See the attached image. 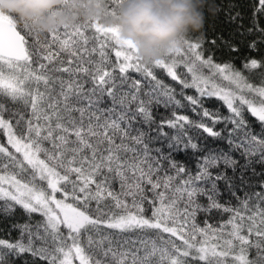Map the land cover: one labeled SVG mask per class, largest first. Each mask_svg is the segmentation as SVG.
<instances>
[{"label":"snow or ice","instance_id":"1","mask_svg":"<svg viewBox=\"0 0 264 264\" xmlns=\"http://www.w3.org/2000/svg\"><path fill=\"white\" fill-rule=\"evenodd\" d=\"M215 8L231 38L206 13L150 63L116 28L0 13V264H264V0Z\"/></svg>","mask_w":264,"mask_h":264},{"label":"clouds","instance_id":"2","mask_svg":"<svg viewBox=\"0 0 264 264\" xmlns=\"http://www.w3.org/2000/svg\"><path fill=\"white\" fill-rule=\"evenodd\" d=\"M99 0H0V13L28 24L41 37L102 15ZM214 0H120L106 27L135 46L145 63L161 58L172 45L190 34L202 33L205 14H214Z\"/></svg>","mask_w":264,"mask_h":264},{"label":"trees","instance_id":"3","mask_svg":"<svg viewBox=\"0 0 264 264\" xmlns=\"http://www.w3.org/2000/svg\"><path fill=\"white\" fill-rule=\"evenodd\" d=\"M108 3H109V0H99L97 7L98 8L102 7V15L97 16L95 19L90 20V21L77 22V23H80V24L98 23L102 28H105V29L114 28V27H106L105 26V20L109 17L115 16V13L113 14L112 12H110L108 10ZM214 3H216L218 5H222L225 10L227 8H229L233 3L238 4V5H240V10L244 11L246 16H250L251 15V7L254 3V0H214ZM219 11H220V8H216L214 14L208 15V20H207V24H206L208 37L209 38H213V37L216 38L218 43L220 42V34L221 33L226 38L232 37V29L227 23H225V19H226L225 16L223 14H221L220 18L216 19L217 12H219ZM115 12H116V9H115ZM77 23H75V24H77ZM74 25H72V26H74ZM204 27H205V24H204ZM200 34H203V30H202V33H200ZM209 47H211V45H209ZM240 47L243 49V55L249 54L248 50L244 47L243 44H240ZM253 55H255V53H253ZM216 56L218 59H221V60H227L228 59V57L226 55H222L221 50L219 48H216ZM112 59L115 60L114 54L112 55ZM240 59H241L240 57H237V59H236L237 67L240 66ZM131 75L137 76L138 74L131 73ZM157 75L160 76L162 79H164L165 82L175 85V82L171 81L166 75H164V73L162 71L157 70ZM253 80L255 82L259 83L260 77L254 76ZM175 86L179 87L178 85H175ZM187 91L191 92L192 90H187ZM213 106H215V109L217 111H220L223 114H227V109L222 106L221 101L212 99L211 101H208L206 103V107H209L210 109H212ZM165 111L166 110L164 108L158 109V113L160 115L164 114ZM188 114L190 116H192L193 118H196L195 114L192 113L190 110L188 111ZM249 119L252 120L254 118L249 117ZM254 126H255V129L257 131L260 130V126H259L258 122H255ZM217 127H220V126L218 125ZM208 139L210 141L212 140V138H208ZM212 142H215V141H212ZM191 166L193 168L195 167V160L194 159L191 160ZM10 224H11L10 221L0 220V238H10V239L16 238L18 233L13 232L11 230ZM9 233H11V235H9Z\"/></svg>","mask_w":264,"mask_h":264},{"label":"rangeland","instance_id":"4","mask_svg":"<svg viewBox=\"0 0 264 264\" xmlns=\"http://www.w3.org/2000/svg\"><path fill=\"white\" fill-rule=\"evenodd\" d=\"M118 34V33H117ZM119 36V35H118Z\"/></svg>","mask_w":264,"mask_h":264}]
</instances>
